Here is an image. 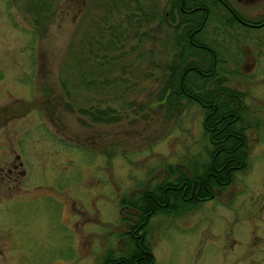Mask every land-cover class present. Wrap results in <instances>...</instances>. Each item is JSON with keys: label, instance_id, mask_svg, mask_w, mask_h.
Returning <instances> with one entry per match:
<instances>
[{"label": "rangeland", "instance_id": "1", "mask_svg": "<svg viewBox=\"0 0 264 264\" xmlns=\"http://www.w3.org/2000/svg\"><path fill=\"white\" fill-rule=\"evenodd\" d=\"M44 1L49 11L37 23L39 0H0V109L17 113L0 115V156L20 151L27 163L23 191L0 196V240L17 264H101L129 243L135 211L120 199L209 160L204 112L184 98L179 111L156 101L171 29L148 20L124 43L113 36L114 49L93 42L98 24L123 20L127 8L138 5L148 19L171 0ZM237 7L255 12L260 2ZM245 29L218 17L200 33L218 54V73L243 93L245 164L195 208L150 217L153 264H264V30ZM85 52L103 63L86 86L77 65L88 62L75 60ZM92 104H109L117 117L91 120L80 108Z\"/></svg>", "mask_w": 264, "mask_h": 264}, {"label": "trees", "instance_id": "2", "mask_svg": "<svg viewBox=\"0 0 264 264\" xmlns=\"http://www.w3.org/2000/svg\"><path fill=\"white\" fill-rule=\"evenodd\" d=\"M30 1L34 3L36 0ZM39 1L40 8L36 11L37 23L49 11L45 1ZM122 2L126 6L127 1L123 0ZM155 10L157 11V9ZM156 11L147 19L145 12L138 5H134L131 9L127 8L123 20L107 21L101 23L100 26L98 24L99 29L96 36L93 37V42L97 44L96 48H103L102 51L107 48L114 49L117 40L123 39V43L127 40L128 34L125 33L129 32L132 27L142 34L148 20H156L160 26L163 25V27L171 29L174 52L163 71L165 79L158 90L156 101L160 104L164 103L163 106L174 111L181 109V98L198 103L204 112L202 118L204 132L209 139L221 143L216 147L213 144L210 148L207 162H202L200 166L190 168L189 172L180 171L179 176L174 178V181L165 180L160 182L154 189L155 193L151 188L146 187L138 195L131 196L129 200L120 199V204H127L136 210L137 221L133 225H129L128 230L125 232L129 243L124 252L122 251L118 255L108 252L101 264H153L154 256L151 244L146 237L148 218L159 212H182L194 206L197 202L207 199L210 196L211 187L213 185L223 186L230 175L232 178L234 171L244 166L247 158L246 135L243 129L247 127L248 123L242 117V112L240 113L237 108L240 98L239 92L231 89V86L227 85L224 78L218 73L216 67L219 62L218 54L213 49L209 50L207 43L200 37V30L203 27L198 28V31L195 30L191 34V38L206 46H196L187 40V32L201 22L197 17V13H194L195 18L193 20H187L181 12H178L176 18H173L169 14L165 16L164 13H157ZM206 22L207 19L202 22V25ZM114 32L124 34L117 33V37ZM106 35L105 43L102 39ZM84 54L81 57L75 56V60L76 64L80 59H86L88 62L86 66H83L85 62L81 66L77 65V80H80L79 84L86 86L92 81L85 79L87 72L93 70L98 74L103 69V63L100 60H95L97 59L96 52H89V55L86 53V58ZM111 65H113V62H110L104 70L111 68ZM60 80H68V78L66 76L61 77ZM231 99L234 101L232 111L237 115L236 117L231 115ZM80 110L87 113L93 121L110 122L117 117L114 109L109 104L104 106L92 104L80 108ZM216 167L218 168L216 170L218 171L217 174L207 176V189L202 185L197 189L198 182L202 183V180L204 182L202 175H198L200 171L208 173ZM183 180L185 182L180 186ZM173 182H176V186L167 187V184ZM184 187L183 197L181 191ZM191 188L193 189L192 192L189 191Z\"/></svg>", "mask_w": 264, "mask_h": 264}, {"label": "flooded vegetation", "instance_id": "3", "mask_svg": "<svg viewBox=\"0 0 264 264\" xmlns=\"http://www.w3.org/2000/svg\"><path fill=\"white\" fill-rule=\"evenodd\" d=\"M258 2H260V8L259 10L255 12H251V10H248V12L246 13L237 7V4H240L243 7L244 5L254 7L256 6ZM166 11L167 12H165V16L169 14V16L176 18V14L178 12H181L184 14V17L187 20H193L195 18L194 13H197V17H199L201 22L198 23V25L193 26L186 34L187 40L196 46H206V45L199 44V42L194 41L191 38V34L195 30L198 31V28L203 27L202 22L206 19L208 21L212 19H217L218 17L220 18L222 17L224 18V20L228 21L231 24V26L236 25V26L242 27L245 31H247L245 27L256 28L257 30H260V29L264 30V0H177L176 4L171 2L168 5V9ZM201 31L202 30H200V33H202ZM207 48H209V50H212V48L209 45L207 46ZM231 89H234L239 92L240 98H239V103L237 105V108L239 109L240 113L242 112V117L245 120H248L246 111L243 107V97H244L243 93L237 90V88L233 86H231ZM233 107H234V101L231 99V115H234V117H236L237 115L232 111ZM14 113L15 111H13L12 109L11 110L7 108L0 109V115H4L6 117L7 116L14 117L15 114H17V113L15 114ZM18 114L22 115V111L18 110ZM3 122H4V119L2 118L0 120V123H3ZM247 123H248L247 127H244L243 131L246 135L245 144H246V147L248 148L247 128L250 122L247 121ZM202 127H204L203 121H202ZM208 140H209L211 147L213 146V144H215L214 147H216L220 145L221 143V142H215L209 138ZM13 150H16V148L14 147ZM216 170H218L217 167L213 168L212 172L203 173L201 171L198 175L199 176L202 175L204 182L203 180H202V183L198 182L197 189L200 187V185H202L204 188L207 189V179H208L207 176L208 175L215 176L218 172ZM176 177H173V178L171 177V178H168L167 180L174 181V178ZM231 180L232 178L230 175L229 179L223 186L218 187L217 185H213L211 187L210 196L207 198H211L215 192V189H223L227 184H229V182H231ZM26 182H27V163L22 158L21 152L15 151L13 154L10 153L7 156H0V185L4 186V190L3 191L0 190V194H1L0 196L5 197L10 194L18 195L19 193L23 191ZM184 182L185 181L183 180L180 186L183 185ZM171 185L176 186V182H173L172 184H167V187H171ZM155 187H156V184L151 188L154 193H155L154 191ZM185 187L181 191V194L183 197H184ZM189 191L192 192L193 189L191 188V190ZM126 205L121 204V206H126ZM128 207L135 211L136 219L133 220L131 224H129V225H133L134 222L137 221V212L134 208L130 207L129 205ZM195 207L196 205L193 208ZM150 217L148 218L146 222V226H147V223ZM16 259L17 258L14 252V247L11 246V244H9L8 242H4L0 240V264H12V262L14 264H17Z\"/></svg>", "mask_w": 264, "mask_h": 264}]
</instances>
